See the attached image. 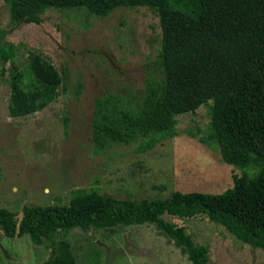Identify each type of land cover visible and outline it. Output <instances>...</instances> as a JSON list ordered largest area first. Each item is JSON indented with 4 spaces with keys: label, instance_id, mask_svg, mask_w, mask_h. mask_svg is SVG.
<instances>
[{
    "label": "trees",
    "instance_id": "obj_1",
    "mask_svg": "<svg viewBox=\"0 0 264 264\" xmlns=\"http://www.w3.org/2000/svg\"><path fill=\"white\" fill-rule=\"evenodd\" d=\"M3 1L16 25L39 24L48 10H82L100 18L118 8L154 12L161 30L157 69L138 97L109 92L93 99V152L131 145L136 153L148 152L175 135L177 116L207 105L209 121L198 140L217 147L224 163L243 170L218 194L174 191L164 199L135 201L76 189L65 205L24 206L19 220L0 209L5 236L28 234L34 244H48L46 264H76L69 242L55 240L61 233L148 223L191 264H208V247L194 244L184 227L163 218L204 215L244 244L264 249V0ZM12 57L10 45L0 51L1 64ZM9 71L12 118L41 111L63 91L64 72L37 53L29 55L26 75L15 67ZM81 88L77 84L75 96Z\"/></svg>",
    "mask_w": 264,
    "mask_h": 264
},
{
    "label": "rangeland",
    "instance_id": "obj_2",
    "mask_svg": "<svg viewBox=\"0 0 264 264\" xmlns=\"http://www.w3.org/2000/svg\"><path fill=\"white\" fill-rule=\"evenodd\" d=\"M0 36V51L13 48L12 61L0 59V209L18 220L24 206L65 205L76 189L155 200L174 191L218 194L242 174L221 160L217 147L198 140L209 121L207 105L177 116L175 135L148 152L136 153L134 145L93 152V99L109 92L138 97L157 69L161 30L149 9L118 8L102 18L48 10L39 24L16 25L0 0ZM31 53L64 72L63 91L41 111L12 118L9 70L26 75ZM163 218L208 247V264H264V249L244 244L204 215ZM64 239L76 264H191L154 224L74 228L55 238ZM50 253L48 244L36 245L28 234L9 238L0 231V264H46Z\"/></svg>",
    "mask_w": 264,
    "mask_h": 264
}]
</instances>
